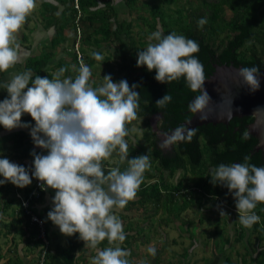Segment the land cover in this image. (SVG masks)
Instances as JSON below:
<instances>
[{"label":"clouds","instance_id":"obj_1","mask_svg":"<svg viewBox=\"0 0 264 264\" xmlns=\"http://www.w3.org/2000/svg\"><path fill=\"white\" fill-rule=\"evenodd\" d=\"M36 0H0V72H8L19 61L17 35L27 18L35 11ZM207 23L206 18L197 21L199 28ZM147 47L138 50L137 66L155 70V79L160 83H171L183 77L193 92H200L188 104L189 111L205 118L211 97L205 88L204 66L195 56L199 52L198 42L170 32L165 35L158 27L148 37ZM97 61H103L99 52H92ZM61 67L50 79L26 70L10 74L0 83L8 95L0 100V125L7 130L17 127L30 129L36 147L47 150V154L30 153L34 157L31 175L24 165L0 158V185L12 183L24 188L33 177L43 182L42 187L55 190L53 208L47 213L54 225L66 236L79 234L85 245L95 249L92 264H130V250L116 247L99 249L107 239L109 244L126 239L122 221L114 214L133 200L144 181V174L151 168L147 154L129 158V135L127 125L137 118L139 107L138 84L129 85L126 79L114 82L111 75L103 76L104 83L98 87L90 84L91 70L81 64L78 74L65 76ZM238 75L249 92L261 86L258 66L240 67ZM172 96L165 94L157 99L158 107H165ZM29 114L34 125L22 121ZM191 122L165 134L161 147L169 148L173 143L191 141L196 129ZM249 132L242 139L249 138ZM119 152L120 161L127 167L111 168L107 174L103 161ZM250 157L245 156L248 161ZM211 183L226 187L232 195L240 223L251 228L260 221L254 209L264 204V166L248 163H221L210 169ZM225 212L221 209L220 215ZM148 253L155 257V247Z\"/></svg>","mask_w":264,"mask_h":264},{"label":"trees","instance_id":"obj_2","mask_svg":"<svg viewBox=\"0 0 264 264\" xmlns=\"http://www.w3.org/2000/svg\"><path fill=\"white\" fill-rule=\"evenodd\" d=\"M141 1L148 16L139 13L137 18L141 21L142 26L151 31L155 32L159 27L165 35L174 32L177 35L193 39L198 42L200 49L205 47L212 52V56L215 58L219 57L223 51H227L228 44L240 43L233 49L234 63L253 64L257 58L260 64H264V0H118L129 11H139L142 8H138ZM115 5L116 0H41L40 22L44 29H52V32L47 37L42 50L25 59L22 72L30 69L33 78L35 75H41L51 79L54 70L64 67L67 69L64 75L71 76L69 73L71 62L76 69L73 76L75 78L81 66L77 60V54L74 52V45L78 41V49L81 53L80 62L88 66L90 70L95 67L97 62L92 56V52L101 53L100 48L103 45H113L112 47L119 55L118 61L111 60L109 55L102 61L107 74L116 75L115 78H112L113 81L126 79L131 86L141 80L146 85H151L155 70L148 71L146 66L138 67L136 63L137 52L141 50L140 46L147 43V41L141 40L145 37V32L140 29L141 34L137 32L140 35L137 34L133 39L132 21L120 20ZM225 10H229V15L225 13ZM200 18L207 19V23L202 29L197 25ZM28 20L29 17L26 22ZM126 40L129 46L125 45ZM249 42H251L250 46L244 47ZM57 48L70 52V60L63 62L60 58L52 63L54 51ZM91 74L93 75L95 72H91ZM3 75L4 72H0V78ZM7 95L6 91L0 100H3ZM154 102V98L148 100L139 96L137 117L143 118L147 127L143 137L150 145L149 157L155 163L160 180L154 179L153 182H148L149 179H153L154 175L145 172L144 181L140 185L136 197L129 201L124 209L129 207L131 210L132 207H143L147 203H154L155 208H159L163 201L173 203L174 199L179 198L181 210L184 211L193 205L201 207L210 197H215L214 206L209 209L214 208L213 212L221 217L216 202L223 199L225 204H222V207L227 209L226 203L229 202V193L226 187L210 182V169L221 163L250 164L251 158L248 161L244 159L230 160L226 151L237 150L238 147L235 146L237 143L231 142L229 145H225L226 141L209 142L211 137L201 129L195 137L198 152L196 160L188 152H181L178 142H175L172 144V151L175 153L174 159H168L166 163H163L162 154L154 153L152 143L156 133L150 124V118L159 115L156 129H160L162 124L161 111L155 113L146 111V108L153 106ZM21 119L31 125L35 123L27 113L23 114ZM251 119V116H247L244 122L249 123ZM239 125V122H233L234 128L239 127ZM246 129L244 128L239 136L238 131L234 132V141L244 143L242 136ZM223 136V133L219 134V138ZM7 141L11 143L14 158H29L32 171L34 157L30 155L33 149L31 146L32 139L29 135L25 131L14 132L4 138V142ZM246 156L250 157V153H247ZM132 157L135 156H129V158ZM176 171L182 172L179 180L175 184L167 182L164 173L168 172L167 176L170 177ZM187 173L190 175V184H192L190 188H186L183 183ZM0 179L3 177L0 176ZM11 187L12 183L10 182L0 185V196L8 195ZM28 190L27 188L24 191V195ZM254 211L260 216V221L253 224L249 229L255 238L253 243L248 239V244L252 250L248 260L245 257L241 258L243 264H264V204H257ZM22 218L29 228V217L23 211ZM32 225L28 239L39 244V258L42 250L41 241L37 238V225ZM131 227L129 224V227L124 228L126 239L123 244L118 242L121 248L125 249L129 244ZM243 228L244 226L240 225L239 229H235L236 239L240 240L244 237L245 230ZM46 236L50 240L47 231ZM84 245L85 243L79 239L78 233L73 236H66L63 244L59 241L50 242L42 264H87L81 253ZM108 246L110 244L107 239L98 245L102 249ZM2 257L0 250V260ZM223 262L224 264H236L230 260L229 256H225Z\"/></svg>","mask_w":264,"mask_h":264},{"label":"rangeland","instance_id":"obj_3","mask_svg":"<svg viewBox=\"0 0 264 264\" xmlns=\"http://www.w3.org/2000/svg\"><path fill=\"white\" fill-rule=\"evenodd\" d=\"M40 1L36 0V9L29 16V20L24 24L17 35V42L21 44H26L28 47V53H34L32 37H36V40L48 36L51 33V29H44L41 24L40 18ZM142 1L138 4L139 11H129L121 2L116 0V11L120 20L125 19L132 21L133 39L137 36V32L144 30L145 37L142 41H147L140 49L147 47L149 43L148 37L153 33L150 29L142 26L141 21L137 18V15L148 16L145 8L142 6ZM225 13L229 15V10H225ZM138 34V36L140 35ZM251 42L246 43L244 47H249ZM125 45H128V41H125ZM257 45V44H256ZM113 45H103L100 48L101 55L105 59L106 56H110L113 61H118V53L112 47ZM41 51V46L37 48ZM60 54V49L56 51ZM55 53V54H56ZM70 53V52H69ZM21 54V53H20ZM19 54V56H20ZM69 56L68 52L65 53ZM64 54V56H65ZM103 59V60H104ZM55 60L53 59L54 63ZM70 69H75L73 63L70 62ZM90 84L93 87H98L104 83L103 76L107 75V70L102 61H97L95 67L91 69ZM116 75L111 76L115 78ZM119 82V81H114ZM158 116H153L150 118V124L153 130L156 129V122L158 121ZM129 135L125 137L129 145V156H137L141 154H147L149 156L150 145L145 141L143 134L147 130L146 125L143 122V118L137 117L135 120L131 121L128 125ZM151 162L150 172L154 175L153 179H149L148 182H153L154 179L160 180L157 175V170L155 163ZM123 165V164H122ZM127 167V164H124ZM182 172L176 171L170 177L167 176L168 172L164 175L167 177L166 181L175 184L179 180ZM186 188H190V175L187 173L185 179L183 180ZM229 193V192H228ZM165 200V199H164ZM215 197H210L209 200L205 201L201 207L191 206L187 210H181V200L174 199V202L163 201L161 206L162 214L161 217H156L155 215H147L150 217H145V211L139 207H132L129 210L128 219H120L123 223V227L126 225V221L131 224L129 244L125 249L130 250L131 255L129 258L130 264H224L223 260L225 256H229L230 260L236 264H243L241 258L245 257L246 260L249 259L250 251L252 247L248 244V239L253 243L255 235H253L249 229L244 227V237L240 240L236 239L235 229H239L240 223L239 215L235 207V202L232 195L228 194V206L227 209L222 207L225 204L223 199H219L216 202L219 206L218 213L222 209L225 214L218 217L217 213H214V208L209 209L214 206ZM15 207L17 203H14ZM215 207V208H216ZM222 207V208H221ZM224 208V209H223ZM149 211H154L153 206L148 207ZM159 210V213L161 212ZM149 212V213H153ZM117 216V215H116ZM129 227V226H128ZM3 240V239H2ZM1 240V241H2ZM8 241V240H7ZM120 244L114 242L108 247H116ZM149 246L155 247L156 255L151 256L147 249ZM99 249H102L98 247ZM89 253L86 260L87 264H92V259L96 255V250L87 246ZM86 249V250H87ZM91 253V254H90ZM39 260V259H38Z\"/></svg>","mask_w":264,"mask_h":264},{"label":"water","instance_id":"obj_4","mask_svg":"<svg viewBox=\"0 0 264 264\" xmlns=\"http://www.w3.org/2000/svg\"><path fill=\"white\" fill-rule=\"evenodd\" d=\"M239 44L234 42L228 44L227 51H223L217 58L213 57L212 52L205 47L195 54L204 66L205 88L211 97L209 105L211 110L205 109L203 119L199 114L188 109V104L200 95V92H193L183 77L171 83H160L155 79L154 74L151 85H146L141 80L135 83L139 85L137 88L139 96L148 100L154 98L156 102L166 93L172 96V101L163 108L158 107L155 102L153 106L146 108L150 113L161 111L162 124L156 131L152 146L155 154H162L163 163L175 157L172 146L167 149L161 147L166 138L165 134L190 121L189 127L196 129V133L191 141L178 142V147L181 152L191 154L194 160L198 158L195 137L203 129L211 137L209 142L226 141L225 145L231 142L237 143L235 145L238 147L237 150L226 151L230 160H243L246 154L250 153V164L257 167L264 166V64H260L257 58L253 64L234 63L233 49ZM252 66H258L261 72V86L254 93L247 90L243 78L238 75L240 67ZM247 116L252 117L249 123L244 122ZM233 122H239V127L234 128ZM244 128H247L249 138L244 140V143L234 141V131H238L239 136ZM220 133L224 134L221 138H219Z\"/></svg>","mask_w":264,"mask_h":264},{"label":"crops","instance_id":"obj_5","mask_svg":"<svg viewBox=\"0 0 264 264\" xmlns=\"http://www.w3.org/2000/svg\"><path fill=\"white\" fill-rule=\"evenodd\" d=\"M52 32V29H51ZM51 34V33H50ZM50 35H46L43 38H39L36 40V37H32L33 41H30V44H33V50L34 53H28V46L26 44H21L18 49V55L20 54V61L11 69L8 70V72H4V75L0 78V83H3L7 81L10 78V74L14 73H20L22 72V66L25 61V59L29 55H35L39 52L37 49L41 46V49L43 48V45L45 44V41L47 37ZM33 42V43H32ZM57 49H60V54H57ZM54 51V60L55 62L58 61L60 58L63 62H67L70 60V57L66 55L65 51H63L61 48H57ZM56 53V54H55ZM65 54V56H64ZM69 54V53H68ZM58 69L54 70V73L57 72ZM69 73L73 77L76 73V69H70ZM6 92V89L0 88V98L1 96ZM18 131H25L29 137L30 136V129L24 128V127H17L12 130L5 129L2 125H0V158L7 157L10 161L15 162L20 165H24L26 168L29 169V174L31 175V164L29 158L25 159H16L13 157V150L11 148L10 142H4V138L8 135L18 132ZM32 139V138H31ZM32 149H35L37 153L47 154V150L41 149L39 147H36L33 144V141L31 143ZM123 164V165H122ZM126 163H122L120 161L119 152L118 149L115 151L112 156L103 161V168L105 173L107 174V171L114 167H119L121 171H123L126 167L124 166ZM33 184L32 183L28 186H25L24 188L17 187L12 184L11 191L8 195L0 196V250L3 255V257L0 260V264H38L39 261V250L40 246L36 242L29 241L28 236L29 232H31V227L33 226L32 223L29 224V228H27L26 224L24 223V219L22 218V211L20 209V198L24 195V191L28 188H30ZM55 195V190H49L45 192L42 197L31 204V209L33 212H35L38 216H40L44 220V224L46 226L47 234L50 237V242L54 243L55 241H59L62 244L64 243V239L66 235H63L59 227L54 225L49 219H47V213L53 208V197ZM9 200V201H8ZM17 203L16 207L15 204ZM163 203H161L162 206ZM153 206L154 211L153 213H149L152 211H149L148 207ZM159 206V205H158ZM139 208L143 209L145 211V217H150L147 215H155L156 217H161L162 210L161 207L155 208L154 203H147L146 206H139ZM159 210L161 212L159 213ZM114 214L118 216L119 219H128L129 216V207L126 208V210L123 209H115ZM126 226H129V221L125 222ZM123 227V228H125ZM3 239V240H2ZM2 240V241H1ZM8 240V241H7ZM87 246L84 245V248L82 249L83 258L87 260L89 255L86 254ZM91 254V253H90ZM251 255V254H250Z\"/></svg>","mask_w":264,"mask_h":264},{"label":"built area","instance_id":"obj_6","mask_svg":"<svg viewBox=\"0 0 264 264\" xmlns=\"http://www.w3.org/2000/svg\"><path fill=\"white\" fill-rule=\"evenodd\" d=\"M74 52H76L77 60L79 61L81 65V62H80L81 53L78 49V41L74 45ZM42 183L43 182L33 177L32 186L29 188L26 194L20 198V201H19L21 211H23L24 214L29 217L30 223L36 224L38 228L37 238L40 239L41 246H42L38 264L43 263L45 252L50 246V240L46 236L44 220L40 216H38L35 212H33V210L31 209V204L38 201L45 192L52 190L51 188L42 187Z\"/></svg>","mask_w":264,"mask_h":264},{"label":"flooded vegetation","instance_id":"obj_7","mask_svg":"<svg viewBox=\"0 0 264 264\" xmlns=\"http://www.w3.org/2000/svg\"><path fill=\"white\" fill-rule=\"evenodd\" d=\"M246 131H247V129H246ZM234 132H236V131H234ZM172 146V145H171Z\"/></svg>","mask_w":264,"mask_h":264}]
</instances>
